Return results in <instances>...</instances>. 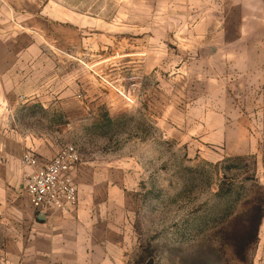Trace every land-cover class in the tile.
<instances>
[{
	"label": "rangeland",
	"instance_id": "obj_1",
	"mask_svg": "<svg viewBox=\"0 0 264 264\" xmlns=\"http://www.w3.org/2000/svg\"><path fill=\"white\" fill-rule=\"evenodd\" d=\"M205 6L0 0V147L20 142L15 161L24 166L27 151L50 159L74 145L87 166L86 196L98 194L93 181L111 180L105 189L116 187L123 202L110 209L121 224L116 264H264V132L254 139L259 124L251 118L241 154H232L239 140L208 136L203 104L222 86L215 102L227 112L234 102L242 108L207 67L214 60L215 70L227 71L228 60L199 51L229 44L191 38ZM224 29L236 32L207 31ZM21 68L23 88L13 89ZM6 155L0 149V264L52 263L24 190L28 173L5 167L13 161ZM19 171L13 201L2 184Z\"/></svg>",
	"mask_w": 264,
	"mask_h": 264
},
{
	"label": "crops",
	"instance_id": "obj_2",
	"mask_svg": "<svg viewBox=\"0 0 264 264\" xmlns=\"http://www.w3.org/2000/svg\"><path fill=\"white\" fill-rule=\"evenodd\" d=\"M205 5V9L199 8L200 14L197 15L198 19L194 23L196 33L191 38L194 37L193 40L196 42L200 39L204 42L229 44L224 47L213 46V50H205L203 57L228 60L229 69L227 71L223 70L224 66L221 68L222 71L215 70L217 64L214 60H208L207 67L216 72L214 73L216 78L213 81L215 84L229 83L230 95L232 99L237 100V108L241 107L242 109H235L234 102L232 110L227 112L223 108L222 101L215 102L217 99L222 100V95L220 99L218 95L222 94V90H227L222 86V89H219V92L214 96L213 103L208 101L205 104L202 103L205 107L202 114L207 133L211 131L208 136L239 140L237 151L232 154H241L249 144L251 135L249 127H251L250 123L254 121V119L251 121V118L257 116L254 123L259 124V127L252 132L255 134L254 139L259 138L260 134L264 132V0H205ZM5 10L7 9L5 8ZM218 13L221 14V17L217 16ZM31 16L39 21L43 19V16ZM220 26L234 27L236 32L224 34V29L221 33L212 35L207 31L209 27ZM249 28L252 29L249 30ZM199 31L201 32L198 33ZM247 44L254 45L248 47ZM254 47H256L255 51ZM201 50L202 48L199 51L201 52ZM0 65L2 64L0 63ZM22 71L21 68L19 73H16L19 81L13 84V89L23 88L21 80L27 74ZM214 106L219 107L214 109ZM228 121L231 123L230 126L227 125ZM0 149L7 154L6 156H9L7 160L13 157L12 162H5V167L9 168L12 165L16 166L18 170L24 169L29 173L28 167L22 166L19 160L15 161L16 155L21 154L20 142L12 144L7 142ZM31 151L34 152V150ZM86 167L80 164L77 169L76 179L80 190L79 203L74 211H56L48 218L36 216L38 220L42 221L40 229L45 230L49 238V244L45 246L48 254L46 259H51L52 263L48 264L117 263V256L111 251L112 247L119 243L117 237L121 224L116 215L110 213V209L117 207V210H122L123 202L115 196L116 187L112 190L105 189L109 187V183L112 185L109 178H99L97 182L93 181V184L99 187L98 194H95L94 198L86 196L85 192L81 190L84 183L90 182L86 174ZM21 177L22 173L19 171L18 175L12 177L8 174L4 178L3 193H9L13 201H16L14 192L21 182ZM115 179L114 181L119 182L122 178L117 176Z\"/></svg>",
	"mask_w": 264,
	"mask_h": 264
},
{
	"label": "built area",
	"instance_id": "obj_3",
	"mask_svg": "<svg viewBox=\"0 0 264 264\" xmlns=\"http://www.w3.org/2000/svg\"><path fill=\"white\" fill-rule=\"evenodd\" d=\"M79 162V151L74 145L61 148L50 159L33 151L23 155V164L30 170L24 190L38 215L48 218L56 211L72 212L77 208L79 193L75 171Z\"/></svg>",
	"mask_w": 264,
	"mask_h": 264
},
{
	"label": "water",
	"instance_id": "obj_4",
	"mask_svg": "<svg viewBox=\"0 0 264 264\" xmlns=\"http://www.w3.org/2000/svg\"><path fill=\"white\" fill-rule=\"evenodd\" d=\"M205 50H207V49L203 48V49L201 50V54H202V55H205ZM40 218H45V216H44V215H40Z\"/></svg>",
	"mask_w": 264,
	"mask_h": 264
}]
</instances>
